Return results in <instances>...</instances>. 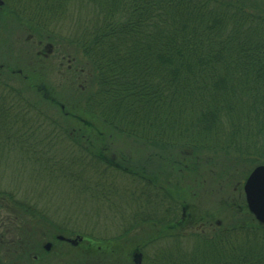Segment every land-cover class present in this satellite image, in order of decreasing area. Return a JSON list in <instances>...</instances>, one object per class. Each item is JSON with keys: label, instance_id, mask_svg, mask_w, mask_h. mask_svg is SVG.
Segmentation results:
<instances>
[{"label": "trees", "instance_id": "trees-1", "mask_svg": "<svg viewBox=\"0 0 264 264\" xmlns=\"http://www.w3.org/2000/svg\"><path fill=\"white\" fill-rule=\"evenodd\" d=\"M100 5H93L87 15L77 14L72 32H39L40 19L39 23H26L37 33L42 32L38 43L45 46L43 54L50 50L58 53L62 65L56 70L62 74V82L67 79L68 88L82 94L76 95L79 103L67 105L56 97L54 88H49L46 76L39 82L35 73L13 68L17 72L9 73L13 76L10 79L8 69L1 65L0 119H7L9 125L0 136V163L7 167V158L3 157L12 146L20 152L16 157H26L39 167L50 164L51 170L57 168L54 177L60 176L57 180L61 184L70 183L81 170L87 173L89 169L96 174L92 192L98 200L106 196L108 176L111 184L119 175L138 184L141 179L137 178H144L142 195L146 199L150 196L158 207L157 216L145 221L159 231L138 246L141 248L132 253L127 264H264V226L249 214L243 196L246 178L256 166L264 164V0H104ZM41 10L49 16L45 8ZM1 12L24 22L4 3ZM44 22L40 24L44 26ZM40 67L44 69L43 64ZM44 104L55 111L45 109ZM12 126L15 129L9 132ZM210 127L221 132L220 136L226 134V142L189 148L193 143L173 135ZM60 140L69 145L66 158H60L63 151L56 153V148H50ZM119 140L124 145H113ZM179 147L193 152L233 153L245 159L233 165L229 162L228 174L230 180L239 167V183L231 193L234 198L239 194L242 202L241 220L222 221L229 223L224 227L206 213H187L179 201L186 190L192 195L195 187L184 190L171 177L163 178V173L160 177L153 166H143L142 148L151 152L154 148ZM246 162L251 163L247 171ZM191 171L194 173V167ZM131 193L139 199L138 191ZM7 200L15 206L9 195ZM16 205L19 211L12 213L0 202V264H45L33 250L40 239L43 245L49 237L38 236L34 222L40 219L54 236L62 235L58 227L63 224L51 219L42 208L39 211L28 204ZM152 212L147 209L142 213L150 216ZM12 228L16 231L13 235ZM29 228L35 230L30 235ZM65 229L63 226L61 231ZM9 234L18 239L1 242L2 238L9 240ZM75 234L82 237L79 251L89 250L93 255L103 250L112 252L105 248H112L114 239H95L104 249H93L94 239L78 231ZM156 242L162 244L161 249L148 250ZM24 243L30 244V252L23 251ZM42 245L41 253L46 255L48 251L42 250ZM254 245L262 249L254 250ZM210 246H216L217 253L199 257ZM194 252L196 256L198 252L195 259ZM171 253L174 257L191 253V257L187 254L186 261L180 263V259L168 258ZM154 258H158L157 263L151 261Z\"/></svg>", "mask_w": 264, "mask_h": 264}, {"label": "rangeland", "instance_id": "rangeland-1", "mask_svg": "<svg viewBox=\"0 0 264 264\" xmlns=\"http://www.w3.org/2000/svg\"><path fill=\"white\" fill-rule=\"evenodd\" d=\"M1 1H4L3 3L9 8L16 10L17 16L24 21L19 23L17 20L11 19L7 14L5 17L2 12L0 13V66L2 65V67L8 69L9 78L11 79L13 77V72H17L16 69H23L24 73L27 74L28 70L35 73V79L39 82H43L46 76V83L48 82L51 90H53V88L56 90V97L59 100L71 106L72 104L75 105V103H79L77 102V96L80 93L69 89V81L66 79L65 82H62V74H59L56 70V67L62 65L60 59L57 58L58 53L50 50L46 54H43L42 49L45 46L38 43L39 35L42 34V32L37 33L35 30H32L34 28L31 29L27 27L26 23L28 20L31 22L33 20L35 24V22H38L40 19L39 22L45 21V25L43 26L38 22L39 24L37 26L39 27V32L40 29H50L51 31H55V33L60 30H62L63 33L64 29L68 32H72L74 30L72 20L77 18V14L84 16L91 13L92 6H99L104 0H96L93 3L92 0ZM57 4H60V7L57 8ZM18 8L21 11H19ZM43 8H45L49 16L43 15V11L41 10ZM32 9L34 11L30 13ZM62 9L63 13L59 14L58 12H61ZM22 17L26 18L24 19ZM52 19L57 20V22H54ZM40 64H43L44 69L40 67ZM37 74L40 77H38V79L36 77ZM44 106L45 109L48 107L50 110L55 111L46 104H44ZM6 120L0 119V136L3 135L9 125L8 120ZM14 129L15 128L12 126L9 132H12ZM18 130H20V128ZM184 133L185 131H178V133L173 135L177 139L193 143L189 148L193 146L204 147L203 144L206 142H226V134L220 136L221 132H216L214 127H210L209 130L205 131L190 130ZM44 144H48V142ZM113 145L121 147L124 145V142L119 140L118 143ZM56 146H58L59 149H57ZM50 148H56V150H58L56 153L60 150L63 151L64 154H62L63 156L60 158H66L69 145L67 146V144H64L60 140L56 145L51 144ZM11 149V152L6 151V157H3V159L7 158V167L5 168L4 165L0 163V202H4L6 208L9 206L12 213H17L19 211L16 204L21 206L28 204V206L37 207L39 211V208H42L51 219H57V221L63 224L59 225V223L53 222V224L60 226L58 228L62 235L54 236L48 226L44 222L39 221L40 219L34 222V227L38 228V232L32 228L28 229L29 235L33 233L32 231H35L38 236L49 237L43 245V240L40 239L33 250V252L36 251L37 255H40L43 260H45V264H78L79 261H83L86 264H127L133 255L132 253L138 248H141L138 246H142L145 243H143V241H147L154 232L159 231V227L149 226L145 221L147 219H153V216H157L156 212L158 207L150 196H147L146 199L145 196L142 195L144 193V188L142 187L145 183L144 178H137L141 179V183L138 184L136 181H129L127 177L119 175V178L113 179L111 184V178L108 176L109 180H105L106 186H104L105 190H107V192H105L106 196L104 199L98 200L93 196L92 192L94 188L96 189L95 172L93 173L87 169V173H84L81 170L80 174L72 178L70 183L66 182V184H61L60 181L57 180L60 176L54 177L57 168L53 170L50 168L53 165L49 164L50 167L46 165L44 167H39L38 164L30 160H25L26 157L25 159L20 156L16 157L18 151L16 152L15 148L12 146ZM188 149L179 147V149L158 151L154 148L149 152L147 149L142 148L141 150L144 152L143 154L145 156L143 166H146V164L150 168L153 166L152 168L157 170L160 177L162 173L164 174L163 178L171 177L172 180L174 179V183L179 187L182 186L184 190H186L185 187H195L191 192L192 195L189 196L190 191L186 190V196H184L183 200H180L181 202L179 201L187 213H194V211L197 212L196 215H198V213L200 215L206 213L212 217L211 219L220 220L221 222L219 221V223H222V221L225 223H232L236 222L238 219L241 220L243 214L239 213L242 209V205L240 204L242 202L239 200V194H236L237 197L235 198L232 196V193H235L234 186L236 188L239 183V167L233 170L230 180L228 174L231 172V164L233 165L237 160L245 161V159H241L239 156L238 158L233 153H223L219 151L193 152ZM191 153L194 154V157H192ZM189 154H191V156H189ZM59 163L62 166L65 165L61 160H59ZM244 165L246 168L245 171H247L251 163L249 162L248 164V162H246ZM191 167L192 169L194 167V173L191 171ZM70 175L73 176V173ZM135 179L136 178H134V180ZM166 180L167 179H165V181ZM228 181L229 187L226 188V183H228ZM171 186L172 185H169V187ZM117 190L120 191L117 192ZM171 190L176 191L177 189L172 188ZM135 191L139 192V199H136V195L131 193ZM8 195L15 206L10 205L7 200ZM173 196L177 200V194ZM146 202H149L150 205ZM173 204H175V202ZM231 205L233 208H230ZM27 208L29 209V207ZM147 209L153 211L150 216L142 213ZM232 213H234V215ZM142 218L144 220L139 221ZM65 220L67 222L66 224ZM225 223H222L224 227L229 224ZM63 226H65L66 232L61 231ZM4 228L7 229L6 226H4ZM208 229L212 228H206V231H208ZM0 231H2V229H0ZM77 231L81 235L94 239V243H92L93 249H95V247L104 249L103 246L98 245L95 239H114L113 249L111 247L105 248L107 250H112V252L108 253V251L105 252L103 250L98 251L100 254L93 255L89 250L79 251L77 248L79 246L77 245L79 242H81V244L83 243L82 237L75 234ZM10 233H12V235L15 234V229L12 228ZM12 235H8L10 237L9 240L7 238L6 240L2 238L1 242L7 244V242L18 239L16 236ZM57 236H62L65 240L67 239V242L59 241L55 238ZM20 237L25 238L22 236ZM45 239L46 238H44V240ZM47 243H49L50 248L48 252L44 250L47 254L43 255L40 246L42 245L43 250ZM23 246V251L27 250V252H30V244L24 243ZM161 247L162 244L156 242V244L151 246V249L148 248V250L153 251L154 249H161ZM253 249L259 250L262 249V247L260 245H254ZM206 252L207 253H203L199 257L206 254V258H209V254L217 253L216 246H210ZM187 254L191 257V253ZM187 254H180L178 257H174L173 253H171V256L168 258L180 259L179 262L181 263L186 261L185 256ZM193 255L194 259L197 258L198 252L197 256L195 252ZM153 256L154 254L151 255V258ZM157 259L158 258H154L151 261L157 263ZM147 264H150L149 261Z\"/></svg>", "mask_w": 264, "mask_h": 264}, {"label": "water", "instance_id": "water-1", "mask_svg": "<svg viewBox=\"0 0 264 264\" xmlns=\"http://www.w3.org/2000/svg\"><path fill=\"white\" fill-rule=\"evenodd\" d=\"M3 3L0 0V6ZM243 192L247 210L254 219L264 226V165L256 167L247 177ZM62 240V238H59ZM49 247L46 246V249Z\"/></svg>", "mask_w": 264, "mask_h": 264}]
</instances>
